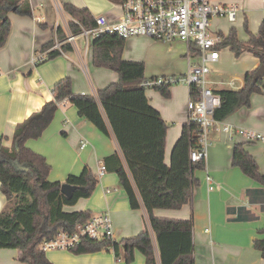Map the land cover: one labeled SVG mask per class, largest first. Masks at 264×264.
<instances>
[{
    "label": "crops",
    "instance_id": "1",
    "mask_svg": "<svg viewBox=\"0 0 264 264\" xmlns=\"http://www.w3.org/2000/svg\"><path fill=\"white\" fill-rule=\"evenodd\" d=\"M59 1L29 0L31 16H22L14 12L9 14L10 31L5 45L0 48V138L6 146L11 143L15 123L51 99L53 85L63 77L71 78L73 93H89L95 98L98 88L118 80V74L113 70L94 66L90 53L84 56L82 53L77 55L73 51H66L65 55L59 54L36 64L31 63L32 54L51 47L44 45L53 37L56 24L61 23V17L65 20L70 19L62 8L63 3L87 7L93 16L103 13L114 17L119 14L116 2L109 0ZM224 2L242 7L243 10L238 16L243 13V19H247L246 4L251 3L253 6L260 3L261 7L264 6V0ZM56 4H60L61 12L57 10ZM37 7L43 9L40 16L36 15ZM261 16L262 22L264 20L262 13ZM212 29L223 36L229 31L223 33L215 22ZM249 31L255 33L257 30ZM247 39L248 35L245 40ZM186 53V45L180 40L165 43L146 36H129L126 38L121 56L126 60L143 62L145 76L152 77L184 73L188 66ZM167 55L170 58L175 55V61H167L164 58ZM235 58H241L242 62L237 69L244 72L239 78H229L227 81L231 80L236 87L224 84L227 81L223 79L216 80L210 77L209 72L207 79L213 90L223 88L219 85L240 88L244 73L256 70L259 66L258 59L248 52H243ZM219 59L220 55L217 61L210 63L211 70ZM168 89V96L161 95L157 89L145 90L149 104L168 123L164 146L166 164H169L171 148L187 122L186 102L190 98V89L184 84ZM249 101V105L236 108L224 120L223 123H230L232 126L229 132L223 131L220 124L213 130L203 167L193 172V186L188 203L180 209L153 210V214L161 218L192 219L194 264H264V258L254 246L256 240L264 238V210L246 196L247 189L260 188L261 185L232 162L233 146L242 144L254 158L260 173L264 174V141L248 140L235 133L236 128H248L264 134V88L260 92L252 93ZM57 107L48 127L38 138L27 139L26 146L40 153L50 164L48 179L63 181L69 173H79L84 165L89 166L98 179L89 197L78 200L73 206H67L66 210L86 209L91 215L109 213L116 241L133 238L144 230L149 231L143 205L139 209L130 208L117 174L109 171L98 174V160H103L114 151L120 154L116 138L111 132L109 137L105 136L91 122L79 116L76 107L68 98H63ZM82 141H86L84 146H81ZM207 174L211 177L210 184L205 178ZM231 207H244L251 213V218H236L235 211L228 212ZM5 208L6 199L0 191V212ZM45 253L53 264H115L116 260L114 253L107 249L83 254L51 249ZM17 255L16 249L0 248V264H25ZM121 255L122 258L116 264H147L144 256L137 250H134L133 259L129 262L123 258V254Z\"/></svg>",
    "mask_w": 264,
    "mask_h": 264
},
{
    "label": "trees",
    "instance_id": "2",
    "mask_svg": "<svg viewBox=\"0 0 264 264\" xmlns=\"http://www.w3.org/2000/svg\"><path fill=\"white\" fill-rule=\"evenodd\" d=\"M119 2L120 0H109ZM62 8L70 16L67 20L72 34H78L81 26L91 28L93 15L87 7L63 3ZM31 16L29 0H0V48L10 31L9 14ZM243 26L248 39L240 41L235 28H230L219 47L228 46L235 57L248 52L264 65V21L257 31L248 29V19ZM61 41L65 36L62 26L56 29ZM126 39L115 34L102 33L94 37L90 55L94 66L113 70L118 80L98 88L97 97L89 93L75 94L71 90L69 76L56 82L53 96L39 109L15 123L10 145L0 138V191L6 199V207L0 212V248L18 251V259L25 264H53L39 243L50 239L60 229H74L92 215L89 210H66L78 200L89 197L98 182L89 166L84 165L78 174L69 173L63 181L50 180V164L40 153L26 146L27 139L38 138L48 127L57 111L58 103L68 98L76 107L78 115L91 122L105 136L116 138L120 154L116 151L104 157L105 171L116 173L124 188L131 209H145L150 230H144L133 238H123L111 244L107 239L85 238L70 251L75 254L95 252L112 245L115 257L126 261L133 259L134 250L139 251L147 264H194L192 255V219L161 218L153 214L157 208L180 209L188 203L192 191L193 172L203 167V161L190 162V150L194 145V125H183L179 138L171 148L169 164L164 161V146L168 123L148 102L146 88L140 83L146 78L141 61L126 60L122 49ZM53 39L45 47L53 45ZM65 51H71L69 43H63ZM195 49L191 48L190 52ZM59 55L57 50L47 58ZM255 70L243 75L240 88L216 89L220 105L214 109L213 118L227 119L236 108L249 105L250 95L264 88V76L252 83ZM157 90L168 96L169 89L161 86ZM232 162L261 185L247 189L246 196L264 210V174L252 155L242 144L233 146ZM73 187L70 195L61 192V185ZM238 219L251 218L244 207H231ZM254 246L264 258V238L256 240Z\"/></svg>",
    "mask_w": 264,
    "mask_h": 264
},
{
    "label": "built area",
    "instance_id": "3",
    "mask_svg": "<svg viewBox=\"0 0 264 264\" xmlns=\"http://www.w3.org/2000/svg\"><path fill=\"white\" fill-rule=\"evenodd\" d=\"M119 9V14L109 17L107 14H94L91 28H84L78 34H72L67 21L62 17L60 25L65 31L64 38L59 41L56 36V24L53 39L54 43L48 49L32 54L30 61L36 64L47 59L51 50H57L60 55H65L62 44L69 43L73 52L77 55L82 53L87 56L90 53V45L99 34L115 33L123 38L129 36H146L157 41L172 43L182 41L187 48L188 66L186 71L178 75H161L146 77L141 83L142 88L158 89L161 86L170 88L172 85L184 84L190 89V98L187 100V123L194 125V145L191 149L190 162L203 161L207 155L213 130L217 124L222 126V130L229 132L232 129L230 123H223L213 118V111L220 105V97L214 92L207 74L211 71L210 63L219 58V44L223 40L221 34L213 30L214 19L226 18L235 21L240 14L242 7L236 4L224 2V0H120L115 4ZM56 8L61 12L62 8L56 4ZM264 16V6L261 7ZM264 21V20H263ZM81 37L82 48L77 43L76 38ZM194 48L192 53L190 49ZM1 71V69H0ZM224 84L233 85L231 80ZM235 133L248 139L264 141V134L257 133L248 128H236ZM86 141L81 142L84 146ZM98 174L105 172V163L98 160ZM208 184L211 183L210 175H206ZM212 188V185L209 186ZM85 238L96 240L107 239L115 242L113 237L112 220L109 213L102 212L92 215L85 222L78 224L72 230L60 229L50 239H44L39 243V248L44 252L51 249L68 251L78 245ZM107 250L113 253L112 245H108ZM116 258V257H115ZM121 257H117L115 264Z\"/></svg>",
    "mask_w": 264,
    "mask_h": 264
},
{
    "label": "rangeland",
    "instance_id": "4",
    "mask_svg": "<svg viewBox=\"0 0 264 264\" xmlns=\"http://www.w3.org/2000/svg\"><path fill=\"white\" fill-rule=\"evenodd\" d=\"M59 3H61V1H59ZM260 9H261L260 3H258V5H253V6L251 3H248V5L247 4L245 5V14L248 19V27L252 31H256L258 29L259 23H261L262 16H261ZM42 14H43V9H41L40 7H37L36 15L40 16ZM64 17L67 18V15L64 14ZM243 17H244V14L241 13V15L238 16L237 21L235 22H230L224 18H216L214 19V22L217 23L218 26H220V29L222 30L223 33H226L230 27L232 26L235 27L236 36H238V38L242 41V40H245V38L247 37L244 31V28H243V21H244ZM58 22L60 23V18ZM61 22H62V19H61ZM76 41L82 48L83 40L81 39V37H77ZM219 53H220V59L217 63H215L214 68H212L213 70L210 71V77L212 76L216 80L223 79L225 81H227L229 78H239L240 75H242L244 72V71L241 72L237 69L238 66L242 62V60H240L241 58L236 59L234 57L233 52L229 50L228 46L224 48L221 47ZM164 58L169 62H173V60L175 61V55H173L171 58L169 57V55H167V57L165 56ZM172 86H176V85H172ZM219 86L226 88L225 85H219ZM150 89H153V88H150ZM73 174H78V173H73ZM52 180H58V179H52Z\"/></svg>",
    "mask_w": 264,
    "mask_h": 264
},
{
    "label": "water",
    "instance_id": "5",
    "mask_svg": "<svg viewBox=\"0 0 264 264\" xmlns=\"http://www.w3.org/2000/svg\"><path fill=\"white\" fill-rule=\"evenodd\" d=\"M262 76H264V65L259 64V66L257 67V69L255 70L252 76V79H251L252 83H254L257 79H259ZM60 189L63 194L70 195L73 190V187L68 184H62Z\"/></svg>",
    "mask_w": 264,
    "mask_h": 264
}]
</instances>
